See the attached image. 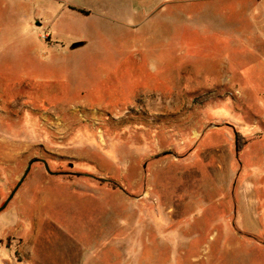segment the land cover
<instances>
[{"label":"rangeland","instance_id":"obj_1","mask_svg":"<svg viewBox=\"0 0 264 264\" xmlns=\"http://www.w3.org/2000/svg\"><path fill=\"white\" fill-rule=\"evenodd\" d=\"M33 160L6 264H264V0H0V207Z\"/></svg>","mask_w":264,"mask_h":264},{"label":"crops","instance_id":"obj_2","mask_svg":"<svg viewBox=\"0 0 264 264\" xmlns=\"http://www.w3.org/2000/svg\"><path fill=\"white\" fill-rule=\"evenodd\" d=\"M20 203L17 202V205L13 208H11L8 212V217H7V221L10 224H5L2 221L0 222V241L3 240V238L5 237V235H8L10 233H12L13 235H17L18 233H22V231L20 230V222L21 219L24 218V215H31L32 216V212L34 213L35 211H37V207L36 204L29 210H22L20 207ZM20 227V228H19ZM17 228V229H16ZM16 230V231H15ZM0 259L2 260V263L6 264L5 259L3 258V253H0Z\"/></svg>","mask_w":264,"mask_h":264},{"label":"water","instance_id":"obj_3","mask_svg":"<svg viewBox=\"0 0 264 264\" xmlns=\"http://www.w3.org/2000/svg\"><path fill=\"white\" fill-rule=\"evenodd\" d=\"M78 46H79L78 44H74L73 47H72V49H75V48H77ZM40 161H42V162L45 164L46 169H47V171H48L50 174L57 175V174H55V173H52V172L49 170V166L47 165V163H46L45 161H43V160H40ZM36 162H39V160H33V161L30 163V165H29L27 171L25 172L24 176H23V177L21 178V180L18 182L17 186L15 187V189L13 190V192L11 193V195L9 196V198H8V199L5 201V203L0 207V214H1L2 212H4V211L7 209V207H8L9 204H10V202L14 199L15 195L17 194V192L19 191V189L21 188V186H22L23 183L25 182L26 178L28 177V175H29V173H30V171H31V169H32L33 164L36 163Z\"/></svg>","mask_w":264,"mask_h":264},{"label":"trees","instance_id":"obj_4","mask_svg":"<svg viewBox=\"0 0 264 264\" xmlns=\"http://www.w3.org/2000/svg\"><path fill=\"white\" fill-rule=\"evenodd\" d=\"M79 11H80L81 13L86 14V15L89 14L88 12H86V11H84V10H79ZM237 140H238V143H237L238 150L241 151V150L244 149L245 144L242 143L241 140H240L239 138H238ZM70 166L73 167V164H70Z\"/></svg>","mask_w":264,"mask_h":264}]
</instances>
